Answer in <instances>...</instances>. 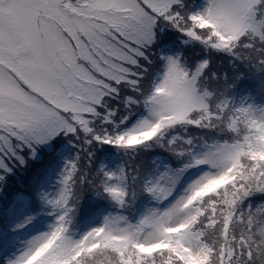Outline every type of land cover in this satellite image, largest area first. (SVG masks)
<instances>
[{"label":"snow or ice","instance_id":"snow-or-ice-1","mask_svg":"<svg viewBox=\"0 0 264 264\" xmlns=\"http://www.w3.org/2000/svg\"><path fill=\"white\" fill-rule=\"evenodd\" d=\"M0 264H264V0H0Z\"/></svg>","mask_w":264,"mask_h":264},{"label":"trees","instance_id":"trees-1","mask_svg":"<svg viewBox=\"0 0 264 264\" xmlns=\"http://www.w3.org/2000/svg\"><path fill=\"white\" fill-rule=\"evenodd\" d=\"M169 39H176L177 47H181V45L178 44L179 41H178V38L175 37V35L170 36ZM188 50L193 51V53H195V52L198 53L199 52V48H197V49H195V48H189V49L186 50L187 53H188ZM188 55H191V54H188ZM215 63H216V66H217V68L219 70H221V71H227L230 77H232L235 74V72L237 71V69H232L229 66V63L227 62V60H225V59L215 58ZM243 71L246 74V79L251 77V73H250L249 70L244 69ZM253 95H254V97L258 101L262 99V97H260L259 95H257L256 92H254ZM31 173H32V167H31V165L29 166L28 169H24V170L18 172L17 175H16V177L12 178V180L10 182V185H9L8 191L11 192V191L15 190L16 188H23L26 185V183L28 182L29 176L31 175ZM86 188H87V186L81 188L79 185H77L76 191L79 194L80 202L82 201L83 192H84V190H86ZM93 197L91 199H93Z\"/></svg>","mask_w":264,"mask_h":264},{"label":"rangeland","instance_id":"rangeland-1","mask_svg":"<svg viewBox=\"0 0 264 264\" xmlns=\"http://www.w3.org/2000/svg\"><path fill=\"white\" fill-rule=\"evenodd\" d=\"M172 35H174V34H172ZM195 49H197V48H195ZM192 53H193V51L188 50V53L187 54L193 55ZM191 55H189V56H191ZM147 155H149V154H147V153H141V155L137 158V161L136 162L143 163L146 160ZM124 159H127V158L125 157ZM18 172H20V171H18ZM17 173H16V175H17ZM16 175H15V177H16ZM50 179L53 181V183L55 182V177L54 176L53 177H50ZM49 190L51 191L52 188L50 187ZM93 196H94V193L90 190V187L87 186L86 190H84V192H83L82 201L80 202L81 205H82V207H84L85 209H88V208L93 207L94 204L96 203L95 196L94 197ZM92 197H93V199H91ZM46 223H47V221H45V224ZM20 235L21 236H24L25 238H27V233H21ZM19 246H20L19 243H17V247H19ZM11 251H13V249L12 248H9L7 246L4 249V252L5 253H10Z\"/></svg>","mask_w":264,"mask_h":264}]
</instances>
